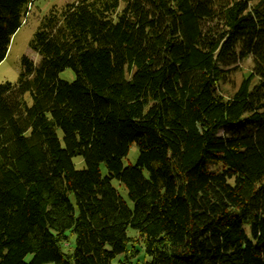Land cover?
Listing matches in <instances>:
<instances>
[{"label":"trees","instance_id":"1","mask_svg":"<svg viewBox=\"0 0 264 264\" xmlns=\"http://www.w3.org/2000/svg\"><path fill=\"white\" fill-rule=\"evenodd\" d=\"M33 1L0 0V62ZM30 49L0 83V264H264V0H72Z\"/></svg>","mask_w":264,"mask_h":264},{"label":"rangeland","instance_id":"2","mask_svg":"<svg viewBox=\"0 0 264 264\" xmlns=\"http://www.w3.org/2000/svg\"><path fill=\"white\" fill-rule=\"evenodd\" d=\"M72 0H34L30 13L26 17L23 25L17 30L12 38L11 45L6 57L0 62V83L12 82L16 83L22 72V59L24 56H29L34 62H38L39 56L36 52L30 49V41L36 33L41 19L47 14L55 5H64L66 2ZM253 69V61L251 58L239 62L234 68L229 70L227 76L221 81L219 90L226 96H230L239 86L240 82L245 76H248ZM59 77L66 81H73L76 73L72 69L63 70ZM224 129L220 130L223 133ZM138 146L134 143L131 145L128 155L123 159L124 166H129L136 163L138 158ZM74 162L77 168L84 167V160L82 157H75ZM103 175L107 174V169L104 164L101 165ZM112 184L118 189L120 195L132 207L133 202L129 199L128 192L117 180H113ZM133 233L132 229L129 230ZM144 254V253H143ZM121 257L115 258L111 264H118ZM52 264V263H50Z\"/></svg>","mask_w":264,"mask_h":264}]
</instances>
